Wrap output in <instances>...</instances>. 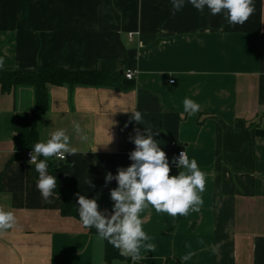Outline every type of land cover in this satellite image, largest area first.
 <instances>
[{
  "label": "crops",
  "instance_id": "obj_1",
  "mask_svg": "<svg viewBox=\"0 0 264 264\" xmlns=\"http://www.w3.org/2000/svg\"><path fill=\"white\" fill-rule=\"evenodd\" d=\"M171 9L169 0H0V71L52 65L122 76L117 86L49 88L37 142L60 128L70 136L77 154L50 158L49 171L76 203L77 193L98 195L100 209L111 211L117 183L106 186L104 177L131 164L129 137L143 126L159 131L170 175L179 172L173 157L185 150L207 176L199 212L141 214L154 253L108 260L105 241L61 213L62 196L46 203L36 188L39 174L24 153L37 142L22 145L32 129L34 87L4 92L0 85V209L17 219L0 232V264H264V0H254L253 14L235 26L190 4L175 15ZM186 97L201 105L198 113L184 112ZM130 110L143 113V125Z\"/></svg>",
  "mask_w": 264,
  "mask_h": 264
},
{
  "label": "clouds",
  "instance_id": "obj_2",
  "mask_svg": "<svg viewBox=\"0 0 264 264\" xmlns=\"http://www.w3.org/2000/svg\"><path fill=\"white\" fill-rule=\"evenodd\" d=\"M172 14L181 11L190 4L198 12L205 9L215 16L222 14L230 26L243 25L254 12V0H169ZM4 60L0 57V66ZM201 105L191 98L183 100V110L188 115L200 111ZM130 119L139 125L144 124L141 111L130 110ZM74 131L81 134L82 141L87 136L82 134L79 122H73ZM159 131L152 127H144L143 132L136 130L134 137H129L135 148L129 153L131 164L117 169L115 175L108 172L104 179L105 185L113 180L117 186L110 189V200L113 202L111 211L101 210L98 195L88 198L77 193V214L82 226L95 229L97 239L107 241L119 250L121 256L130 257L133 262L141 258V251L155 252L156 244L144 230L142 213L152 208L156 213H166L171 217L187 216L190 212H199L204 204L202 194L205 192L207 176L197 164L182 151L173 157L171 165L179 170L177 175H170L172 167L156 139ZM112 142V135L110 134ZM71 138L63 128L57 129L46 142H37L31 150L30 164L35 165L39 173L36 188L46 203H52L57 195L58 181L56 175L49 171V159L64 161L66 156H74L77 149L71 145ZM104 145V146H106ZM38 157L44 159L38 160ZM85 184L89 190L95 187L91 179ZM17 219L12 211L0 209V232L16 226ZM187 247V245H186ZM192 253L184 255L188 261Z\"/></svg>",
  "mask_w": 264,
  "mask_h": 264
},
{
  "label": "trees",
  "instance_id": "obj_3",
  "mask_svg": "<svg viewBox=\"0 0 264 264\" xmlns=\"http://www.w3.org/2000/svg\"><path fill=\"white\" fill-rule=\"evenodd\" d=\"M121 75L117 71L102 70H69L52 65L41 66L35 72L28 71H0V85L4 92H9L19 85H31L35 89L36 103L32 111V129L27 140L22 145L27 148L29 144L39 141L38 124L39 120L49 108V88L51 86H63L69 84L117 86ZM27 150V149H26ZM50 173L53 174L50 169ZM55 175V174H53ZM57 194L63 198L61 213L64 216L79 219L74 200L69 188L58 177ZM96 233L95 229H89ZM105 253L108 260L121 257L119 250L105 241Z\"/></svg>",
  "mask_w": 264,
  "mask_h": 264
},
{
  "label": "built area",
  "instance_id": "obj_4",
  "mask_svg": "<svg viewBox=\"0 0 264 264\" xmlns=\"http://www.w3.org/2000/svg\"><path fill=\"white\" fill-rule=\"evenodd\" d=\"M134 75H135V71H132V70H127L126 72H125V77L127 78V79H133L134 78ZM171 83H174V80H171L170 81ZM182 151H185V150H180L179 152H178V156H179V153L180 152H182ZM186 152V151H185ZM25 159L28 161V162H30V159H31V150L30 149H27V150H25ZM177 156V157H178ZM38 160H39V158H38Z\"/></svg>",
  "mask_w": 264,
  "mask_h": 264
},
{
  "label": "water",
  "instance_id": "obj_5",
  "mask_svg": "<svg viewBox=\"0 0 264 264\" xmlns=\"http://www.w3.org/2000/svg\"><path fill=\"white\" fill-rule=\"evenodd\" d=\"M122 73V72H121ZM62 164V163H61ZM32 173H33V176L34 177H37L38 176V172L35 170V165H33V168H32Z\"/></svg>",
  "mask_w": 264,
  "mask_h": 264
}]
</instances>
